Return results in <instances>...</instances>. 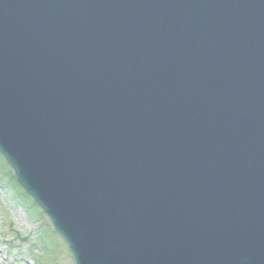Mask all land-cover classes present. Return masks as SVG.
I'll use <instances>...</instances> for the list:
<instances>
[{
    "label": "water",
    "instance_id": "water-1",
    "mask_svg": "<svg viewBox=\"0 0 264 264\" xmlns=\"http://www.w3.org/2000/svg\"><path fill=\"white\" fill-rule=\"evenodd\" d=\"M0 152L75 264H264V0H0Z\"/></svg>",
    "mask_w": 264,
    "mask_h": 264
},
{
    "label": "rangeland",
    "instance_id": "rangeland-1",
    "mask_svg": "<svg viewBox=\"0 0 264 264\" xmlns=\"http://www.w3.org/2000/svg\"><path fill=\"white\" fill-rule=\"evenodd\" d=\"M0 156V264H73L49 221Z\"/></svg>",
    "mask_w": 264,
    "mask_h": 264
}]
</instances>
